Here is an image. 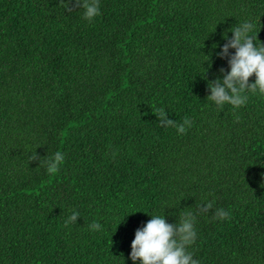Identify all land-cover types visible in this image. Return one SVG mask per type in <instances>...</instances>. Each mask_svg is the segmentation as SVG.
I'll return each instance as SVG.
<instances>
[{"label":"trees","instance_id":"1","mask_svg":"<svg viewBox=\"0 0 264 264\" xmlns=\"http://www.w3.org/2000/svg\"><path fill=\"white\" fill-rule=\"evenodd\" d=\"M83 13L0 0V264H134L137 229L189 211L198 264H264V94L239 108L207 98L230 70L224 34L251 22L264 45V0H99ZM157 108L191 127L178 134Z\"/></svg>","mask_w":264,"mask_h":264},{"label":"clouds","instance_id":"2","mask_svg":"<svg viewBox=\"0 0 264 264\" xmlns=\"http://www.w3.org/2000/svg\"><path fill=\"white\" fill-rule=\"evenodd\" d=\"M75 6L84 9L83 15L88 21L99 15V0H75ZM66 10L71 11V8L67 7ZM253 27L251 22L246 21L231 30L233 34L231 39H228L224 34L227 43L223 45L218 55L221 58L228 57L227 62L230 70L224 74V69L221 68L223 79L218 78L208 84L211 94L207 98L215 102L217 106L227 103L234 108H239L247 101V96L243 93H255L259 90L264 94V45L254 43L257 40V33L249 34ZM230 48L235 49V52L229 56ZM253 75H255V82L249 83V78ZM154 111L162 125L175 127L178 134H185L186 125L191 127V121L187 117L183 123L177 125L175 121L167 118V113L163 108H157ZM28 159L40 160L35 152ZM63 161L64 155L57 151L44 163L47 166V171L50 174H55ZM212 208V201L202 205L204 212L212 210ZM78 217L79 213L73 212L67 218L66 225L75 223ZM214 218H230L229 212L224 209H216ZM194 220L195 217L191 211L181 215L176 224L166 223L164 216H151V219L142 228L135 231L134 239L131 242L130 259L134 264L137 260L140 261V264H198L192 254L186 251V247L196 239ZM100 227L99 223L90 225L92 230H99Z\"/></svg>","mask_w":264,"mask_h":264}]
</instances>
